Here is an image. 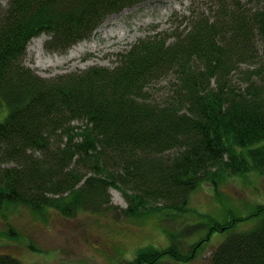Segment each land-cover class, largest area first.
<instances>
[{
	"label": "trees",
	"instance_id": "16d2710c",
	"mask_svg": "<svg viewBox=\"0 0 264 264\" xmlns=\"http://www.w3.org/2000/svg\"><path fill=\"white\" fill-rule=\"evenodd\" d=\"M143 1L0 0V165L12 164L0 166V204L100 214L112 188L127 203L115 219L168 208L193 215L181 237L204 234L186 251L141 248L125 264L190 262L211 231L226 235L210 264H264V217L230 232L242 218L218 222L188 205L203 183L264 171V0H191L172 32L138 38L112 66L42 76L25 64L32 38L45 33V47L64 52ZM0 264L24 263L0 254Z\"/></svg>",
	"mask_w": 264,
	"mask_h": 264
},
{
	"label": "rangeland",
	"instance_id": "374dc122",
	"mask_svg": "<svg viewBox=\"0 0 264 264\" xmlns=\"http://www.w3.org/2000/svg\"><path fill=\"white\" fill-rule=\"evenodd\" d=\"M167 1L146 0L114 13L124 11L113 24V28H120L121 36L117 33H92L85 40H94L83 50H75L73 56L69 52L78 42L64 52H55L45 47L49 36L42 33L28 43L25 64L42 76L84 69L90 65L112 66L117 52L128 49L145 35L160 31L169 34L181 16L189 13L190 0H179L176 7L167 5ZM2 105L0 120L7 112L2 115ZM72 123L81 124L80 121ZM109 194L111 207L104 213L78 212L71 217H63L52 208L32 213L20 205L1 203L0 254L13 256L24 264H125L141 248L155 251L179 246L186 251L200 238L201 233L181 237L186 219L191 222L193 215L176 217L168 208L162 213L152 211L153 207L147 208L138 216L120 215L115 219L114 212H120L127 203L119 191L111 188ZM263 204L264 171L252 170L241 175L226 173L215 186L203 183L193 191L188 205L218 222L242 218L233 221L230 232H235L254 228L264 217V213L254 214L255 208ZM174 227L180 229L178 238L168 234ZM225 235L226 231H211L192 261L176 264H210V250L221 243Z\"/></svg>",
	"mask_w": 264,
	"mask_h": 264
},
{
	"label": "bare ground",
	"instance_id": "6f19581e",
	"mask_svg": "<svg viewBox=\"0 0 264 264\" xmlns=\"http://www.w3.org/2000/svg\"><path fill=\"white\" fill-rule=\"evenodd\" d=\"M177 1H179V0H168L167 1V5H169V6H177ZM191 1V0H190ZM188 2H189V0H188ZM201 11H203L204 12V14L206 13V9L205 8H203L202 6H200V8H199V12H201ZM124 12V11H123ZM123 12H121V13H123ZM121 13H119V14H111L109 17H107V18H105L104 20H103V22L100 24V25H98L96 28H94V31L92 32L93 33V35H96L98 32H101V33H106V34H118L119 36H121V33H120V28H113V24H115V18H117V17H119V15L121 14ZM161 33V35H164L163 33H167V32H165V31H160ZM171 32H172V30H171ZM90 37V36H89ZM88 37V38H89ZM94 39L93 38H91L90 40H85V39H83V40H81L80 42H78V44L76 45V46H74L73 48H71V50H70V52H69V54H70V56H73L74 54H72V53H74V51L75 50H80V49H82L83 50V48L85 47V46H87L91 41H93ZM33 46H35V44H33ZM30 48V47H29ZM66 57H68V56H66ZM60 73V72H59ZM9 165H12L11 163H1V167H3V166H9ZM120 195H121V193H120ZM122 196V195H121ZM118 197V196H117ZM123 197V196H122ZM180 212H178V211H173V214H175V215H180L179 214ZM204 234L203 233H201V235H200V237L201 236H203Z\"/></svg>",
	"mask_w": 264,
	"mask_h": 264
}]
</instances>
